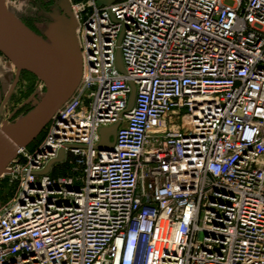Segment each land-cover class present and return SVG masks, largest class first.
<instances>
[{"label":"built area","instance_id":"built-area-1","mask_svg":"<svg viewBox=\"0 0 264 264\" xmlns=\"http://www.w3.org/2000/svg\"><path fill=\"white\" fill-rule=\"evenodd\" d=\"M68 1L82 77L0 178V264H264V0Z\"/></svg>","mask_w":264,"mask_h":264},{"label":"water","instance_id":"water-1","mask_svg":"<svg viewBox=\"0 0 264 264\" xmlns=\"http://www.w3.org/2000/svg\"><path fill=\"white\" fill-rule=\"evenodd\" d=\"M118 0H97L99 5H109ZM49 40L44 39L25 25L11 10L6 0H0V52L16 67L15 79L5 95L9 100L18 85L21 72L29 71L41 79L46 87L43 97L36 98L34 107L24 115L4 121L0 127V178L7 172L8 165L16 157L20 148L29 146L45 129L53 115L66 103L77 88L82 77V54L77 38V20L67 0L64 11L54 14ZM120 43V41H119ZM117 66L125 72L121 50L117 52ZM136 88L132 93L128 110L135 104ZM3 108H0V113ZM120 122L100 130L101 141L98 148H114ZM62 149L57 159L62 160Z\"/></svg>","mask_w":264,"mask_h":264},{"label":"rangeland","instance_id":"rangeland-1","mask_svg":"<svg viewBox=\"0 0 264 264\" xmlns=\"http://www.w3.org/2000/svg\"><path fill=\"white\" fill-rule=\"evenodd\" d=\"M6 2L25 25L46 40H49L50 28L55 22L54 14L56 12L61 14L67 5V0H6ZM45 93L46 87L41 79L30 72L22 73L20 82L9 100H5V93L0 96V108H3L0 127L10 116L13 120L30 111L35 105V99L43 97ZM21 105H27L26 109H21ZM5 184L6 181L1 179L0 208L13 196V188L8 185L6 187Z\"/></svg>","mask_w":264,"mask_h":264},{"label":"crops","instance_id":"crops-1","mask_svg":"<svg viewBox=\"0 0 264 264\" xmlns=\"http://www.w3.org/2000/svg\"><path fill=\"white\" fill-rule=\"evenodd\" d=\"M16 74L15 65L0 53V96L10 89Z\"/></svg>","mask_w":264,"mask_h":264},{"label":"flooded vegetation","instance_id":"flooded-vegetation-1","mask_svg":"<svg viewBox=\"0 0 264 264\" xmlns=\"http://www.w3.org/2000/svg\"><path fill=\"white\" fill-rule=\"evenodd\" d=\"M24 72H27V71H24V70H23V71L21 72V76H22V73H24ZM28 72H29V71H28ZM15 76H16V74H15ZM15 76H14V79H15ZM20 79H21V78H20ZM13 81H14V80H13ZM19 82H20V81H19ZM18 84H19V83H18ZM17 86H18V85H17ZM17 86H16V88H17ZM16 88H15V90H16ZM15 90H14V91H15ZM21 107H22V108H21ZM26 107H27V105H26V106H23V105L20 106L21 109H26ZM19 112H20V111H19ZM1 113H2V111H1ZM1 113H0V115H1Z\"/></svg>","mask_w":264,"mask_h":264},{"label":"trees","instance_id":"trees-1","mask_svg":"<svg viewBox=\"0 0 264 264\" xmlns=\"http://www.w3.org/2000/svg\"><path fill=\"white\" fill-rule=\"evenodd\" d=\"M1 53V52H0ZM2 54V53H1ZM28 72V71H27ZM31 73V72H30ZM43 135H44V133H42L37 139H36V141H39L42 137H43ZM35 143V142H34ZM33 145V143H31L30 144V146H32Z\"/></svg>","mask_w":264,"mask_h":264},{"label":"bare ground","instance_id":"bare-ground-1","mask_svg":"<svg viewBox=\"0 0 264 264\" xmlns=\"http://www.w3.org/2000/svg\"><path fill=\"white\" fill-rule=\"evenodd\" d=\"M20 8V7H19ZM18 10V9H17Z\"/></svg>","mask_w":264,"mask_h":264}]
</instances>
